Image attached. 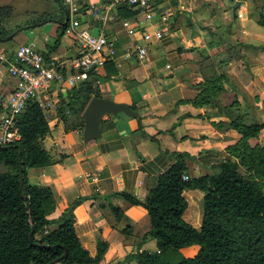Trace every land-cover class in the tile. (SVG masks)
<instances>
[{
    "label": "crops",
    "instance_id": "0c3cea01",
    "mask_svg": "<svg viewBox=\"0 0 264 264\" xmlns=\"http://www.w3.org/2000/svg\"><path fill=\"white\" fill-rule=\"evenodd\" d=\"M55 1L66 19L60 0ZM112 1L85 0L87 5L101 6L107 16L102 25L87 13L85 25L114 40L121 54L126 45L141 42L138 23L143 14L131 9L136 13L126 18L121 6ZM152 11L156 18L167 13L170 18L163 26L166 36L148 45L145 61L130 59L120 68L115 66L118 78H107L105 67L95 74L94 84L101 97L129 105L134 116L123 112L106 115L100 123V136L85 142L82 114L83 126L68 108L63 115L59 113L60 98H65L67 91L54 88L40 98L49 124L42 146L52 164L29 169V182L52 190L55 205L48 215L50 220L73 210L74 229L91 256L96 255L98 242L108 244L99 264L122 262L139 249L156 251L149 237L143 240L150 231L146 210L131 204L123 194L144 202L177 153L188 154L190 177L213 175L228 157L226 147L239 139L236 131L213 126L212 122H228L216 115L217 109L196 108L191 103L206 66L223 58L231 61L219 73L230 80L222 84L221 104L229 105L236 97L242 112L264 122V50L260 47L264 45V28L257 23L259 13H264V0H156ZM60 15L55 11L51 16ZM124 20L130 21L133 34L123 26ZM20 27L7 26L13 32L0 40V52L31 45L54 59L77 55V41L66 35L59 38L60 24L56 21L41 25L25 21ZM14 85L15 79L0 62V109ZM250 143L264 145V129ZM88 172L99 178L97 183L86 179ZM186 193L201 204V191H186L188 209L195 199L190 201ZM114 207L122 212L119 218ZM201 219L198 226L186 221L199 229ZM124 230L130 233L126 235Z\"/></svg>",
    "mask_w": 264,
    "mask_h": 264
},
{
    "label": "trees",
    "instance_id": "16d2710c",
    "mask_svg": "<svg viewBox=\"0 0 264 264\" xmlns=\"http://www.w3.org/2000/svg\"><path fill=\"white\" fill-rule=\"evenodd\" d=\"M120 9L126 18L136 13L127 6ZM59 11V18L42 14L34 24L56 21L60 24L59 38L62 37L66 19L63 10L59 8ZM9 16L10 9L0 7V40L13 32L4 25ZM257 23L264 28V13H259ZM260 47L264 50V45ZM229 62L223 58L215 61V65L206 66L191 103L196 108L217 109L216 115L226 117L228 122H212L213 126L232 129L240 135L239 139L226 147L228 157L218 164L213 175L190 177L186 165L188 154L177 153L171 167L149 189L144 202L123 194L131 204L146 210L150 231L143 240L153 237L156 251L139 249L115 264H264V145L250 143L260 135L264 122L241 112L236 97L229 105L221 104L222 84L230 80L219 73ZM105 70L107 78H118L112 62L106 64ZM95 74L96 71L87 72L83 82L69 89L59 101V113L63 115L68 108L78 115L82 126L81 114L86 105L91 98L101 97L94 84ZM17 127L20 139L0 146V264H49L60 258L65 249L67 256L60 264H99L108 244L98 242L97 253L91 256L74 229L73 210L68 209L59 218L50 220L48 215L55 205L52 190L29 182V169L52 164L42 146L49 132L48 119L37 100L28 103L18 117ZM185 175L188 180L183 179ZM193 190L203 193L199 229L184 219L189 206L184 193ZM113 211L119 218L121 210L114 207ZM126 230L127 235L130 231ZM193 246L197 247L193 256H182L181 250Z\"/></svg>",
    "mask_w": 264,
    "mask_h": 264
},
{
    "label": "built area",
    "instance_id": "2783aa9c",
    "mask_svg": "<svg viewBox=\"0 0 264 264\" xmlns=\"http://www.w3.org/2000/svg\"><path fill=\"white\" fill-rule=\"evenodd\" d=\"M60 2L66 14L64 35L74 38L78 43L75 57H46L31 45H21L13 52H0V62L5 64L8 73L15 79L13 91L0 109V146L20 139L17 120L31 100H39L42 107L41 96L50 93L54 88L66 92L80 85L89 70L103 69L109 62L119 68L122 62L130 59L144 62L148 45L166 36L163 26L167 25L170 15L160 14L156 18L152 11L156 0H113L114 5L127 6L143 14V19L138 23L142 28L141 42L126 45L119 54L114 40L99 30L94 36L93 29L85 25L87 13H91L92 19L102 25L106 23L107 16L101 6L87 5L85 0ZM123 26L130 34L134 33L129 20H124ZM85 177L93 183L99 180L91 172L86 173ZM183 179L188 180L189 177L185 175Z\"/></svg>",
    "mask_w": 264,
    "mask_h": 264
},
{
    "label": "rangeland",
    "instance_id": "374dc122",
    "mask_svg": "<svg viewBox=\"0 0 264 264\" xmlns=\"http://www.w3.org/2000/svg\"><path fill=\"white\" fill-rule=\"evenodd\" d=\"M0 7H8L10 9V16L5 19L4 25H12L13 27L21 26L25 21L35 22L36 18L42 14L55 15V11L59 13V5L55 0H0ZM186 197L190 201L195 200L192 202L193 205H191V208H189L186 214H184V218L187 221L189 220L191 224L198 226L197 222H199L200 217L202 216L200 214L201 204L196 197H190L187 193ZM195 214H197L196 218L194 217ZM148 239L156 244V240L153 237H149ZM196 251L197 247L193 246L191 249H184L180 252L182 256L191 257Z\"/></svg>",
    "mask_w": 264,
    "mask_h": 264
},
{
    "label": "water",
    "instance_id": "95a60500",
    "mask_svg": "<svg viewBox=\"0 0 264 264\" xmlns=\"http://www.w3.org/2000/svg\"><path fill=\"white\" fill-rule=\"evenodd\" d=\"M93 35L95 36L98 33V28H94L92 30ZM93 70H89L88 72H92ZM119 112H123L128 116H134L135 112L131 109L129 105L126 104H118L111 100H108L103 97H93L86 105L82 117L85 122V127L83 131V140L85 142L89 140L97 139L100 136V123L102 119L109 114H117ZM33 234L34 229L32 228L30 232V240L33 243ZM48 247V246H45ZM67 256V250L65 249L64 254L50 262L49 264H58L63 258Z\"/></svg>",
    "mask_w": 264,
    "mask_h": 264
}]
</instances>
